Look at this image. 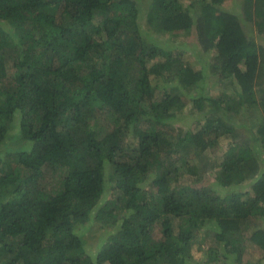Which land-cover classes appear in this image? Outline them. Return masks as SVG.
Instances as JSON below:
<instances>
[{
    "label": "trees",
    "instance_id": "16d2710c",
    "mask_svg": "<svg viewBox=\"0 0 264 264\" xmlns=\"http://www.w3.org/2000/svg\"><path fill=\"white\" fill-rule=\"evenodd\" d=\"M228 1L0 0V264H186L168 242L192 237V218L217 225L226 255L264 251V0H235L240 16ZM192 34L197 69L180 48ZM188 106L204 126L178 137ZM223 142L217 184L254 180L252 195L200 189L193 205L179 175L200 181ZM90 224L110 232L96 255ZM222 259L210 246L203 264Z\"/></svg>",
    "mask_w": 264,
    "mask_h": 264
},
{
    "label": "rangeland",
    "instance_id": "374dc122",
    "mask_svg": "<svg viewBox=\"0 0 264 264\" xmlns=\"http://www.w3.org/2000/svg\"><path fill=\"white\" fill-rule=\"evenodd\" d=\"M150 3L152 0H147ZM240 1V0H239ZM224 7L228 9L229 11L234 10L235 14L240 16L239 7L236 6L235 0H229L227 3L224 4ZM236 8V10L234 9ZM138 23L140 26V29L142 30L144 27L141 25L140 19H138ZM247 34H249V31L247 29ZM254 40L256 41L257 37L255 34H252ZM142 37V35H141ZM0 39L2 41H7L2 26L0 27ZM153 39L151 42H153L155 45H157L159 48H169L170 44L161 42V40L157 39L156 37H151ZM1 41V42H2ZM185 44H181L180 48L182 51V57L185 60L191 61V64L193 68L197 69L199 66H201V63L196 61L195 59V52L194 49L197 47H200L199 41L195 39L194 34L189 36V38L184 40ZM6 45V43L4 42ZM199 50V48H198ZM205 55L213 56L215 55L216 51L214 49L205 50L203 49V52ZM200 54V53H199ZM204 58V55H202ZM159 62L158 57H155L154 60L148 63V66H152L153 64H156ZM206 64V61H203L204 65ZM122 74H124L122 71L115 72L113 74V77L115 79L118 78V75L122 77ZM124 78V76H123ZM153 85V84H152ZM199 89V88H198ZM155 92V101H160L162 99V96L164 93L160 90L154 89ZM162 92V93H161ZM199 91H197L198 93ZM143 120V118H142ZM141 120V121H142ZM136 126V125H135ZM204 126V121H196V119L193 117V112H191V107L188 106L185 109L184 115L182 119L178 122V129L175 130V135H189L196 130L201 129ZM248 125L240 126L238 128V131L244 132L247 129ZM250 126L247 129V132L250 131ZM251 132V131H250ZM127 135V141L126 144L129 147H132L134 145V139H133V133L132 131L128 132ZM174 136V140L176 138ZM181 137V136H178ZM11 142V139H9ZM133 140V142H131ZM228 149V143L223 142V144L220 147V151L215 157V160L218 164V167L214 169H210L208 174H206L200 181L195 180L193 177L189 175H179L178 182L175 185L176 188H179L181 190L184 189L186 193H188V196L190 197V202L193 205H202L204 203V196H202V193L199 191L200 189H208L217 190L218 193L222 192L221 194L225 197V199L228 202H233V198L236 200L237 203L244 202L246 198H248L247 194H244V192H247L250 190V185L246 188L235 186L230 188H225V194L223 193V190L220 188V185H218L217 177L218 173L220 171V165H222L223 160L226 158L225 152ZM1 153L4 151L3 147H0ZM189 161H185L184 163H187ZM194 163V161H191ZM113 172V168L111 166H108L106 169L107 175L110 177ZM250 196V195H249ZM261 224L259 217L253 219H249L244 222L241 225L242 233L244 234V238L248 237L252 233L253 225H259ZM190 227H192L193 236L189 239H182L180 238L175 241H169V245L173 246L175 249L183 251L185 254L186 264H203L204 261L207 259V250L210 246H213L214 249H216V252L218 255H224V259L221 261H217L213 264H264V251L260 250L258 247H256L254 244H251L249 241H243L244 247L243 250L240 253H236L238 255L236 256H229L226 255L224 252V248L221 243L214 242V234L218 231L217 225L213 221H208L207 219H191ZM94 229H97L93 224H90V227L87 229V232L81 235V243L86 248L85 250L88 252H92L95 255L98 253L97 251L100 250L103 246L104 239L106 234L110 233L105 230H99L96 231ZM151 236L154 238V240H162L161 232L159 231L158 227H155L152 232ZM242 243V244H243ZM240 259L239 262L237 260Z\"/></svg>",
    "mask_w": 264,
    "mask_h": 264
},
{
    "label": "clouds",
    "instance_id": "9594fccd",
    "mask_svg": "<svg viewBox=\"0 0 264 264\" xmlns=\"http://www.w3.org/2000/svg\"><path fill=\"white\" fill-rule=\"evenodd\" d=\"M218 165V164H217ZM220 170H221V167H220ZM255 181L254 180H249L246 184H245V186H244V188H246L247 186H249V183H251V185H250V190L249 191H247V192H244V194H247L248 195V197H250L251 195H252V185H253V183H254ZM250 195V196H249ZM247 199V198H246Z\"/></svg>",
    "mask_w": 264,
    "mask_h": 264
}]
</instances>
